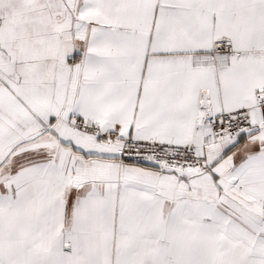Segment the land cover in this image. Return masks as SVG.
I'll return each mask as SVG.
<instances>
[{"label":"snow or ice","instance_id":"obj_1","mask_svg":"<svg viewBox=\"0 0 264 264\" xmlns=\"http://www.w3.org/2000/svg\"><path fill=\"white\" fill-rule=\"evenodd\" d=\"M0 264H264V0H0Z\"/></svg>","mask_w":264,"mask_h":264}]
</instances>
